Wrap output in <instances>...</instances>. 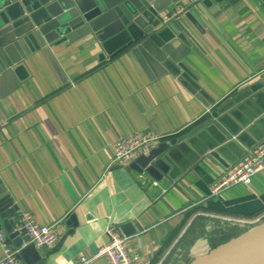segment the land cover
<instances>
[{
    "label": "crops",
    "instance_id": "obj_1",
    "mask_svg": "<svg viewBox=\"0 0 264 264\" xmlns=\"http://www.w3.org/2000/svg\"><path fill=\"white\" fill-rule=\"evenodd\" d=\"M197 13L200 27L180 17L199 55L184 58L188 71L157 75L131 52L111 59L88 36L51 47L64 80L37 52L0 85V187L17 207L9 220L21 231L29 212L59 238L34 246L37 263L18 255L24 264H109L98 255L108 226L127 237L133 264H191L251 229L224 218L264 214V172L210 193L264 141V0H223L208 17ZM134 133L183 136L163 155L158 180L110 164L112 145Z\"/></svg>",
    "mask_w": 264,
    "mask_h": 264
},
{
    "label": "water",
    "instance_id": "obj_2",
    "mask_svg": "<svg viewBox=\"0 0 264 264\" xmlns=\"http://www.w3.org/2000/svg\"><path fill=\"white\" fill-rule=\"evenodd\" d=\"M222 1L0 0V85L10 86L17 70L24 68V60L37 52L45 56L64 80L51 47L88 36H92L111 59L131 52L142 66H149L157 75L173 74L178 69L188 71L191 68L184 58L191 52L198 53L192 34L180 17L185 16L193 25L200 27L203 20L197 10L208 17ZM170 6L180 9V12L165 21L161 14ZM155 38L160 44L153 42ZM182 139L183 136L160 141L147 154L131 161L130 167L158 180L160 176L156 169L162 172L167 169L163 155ZM0 191V229L3 227L13 240L12 249H19L18 255L25 258L34 251V245L23 230H15L9 217L17 207L1 187ZM31 255L37 263V256ZM191 264H264V223L208 254L196 257Z\"/></svg>",
    "mask_w": 264,
    "mask_h": 264
},
{
    "label": "built area",
    "instance_id": "obj_3",
    "mask_svg": "<svg viewBox=\"0 0 264 264\" xmlns=\"http://www.w3.org/2000/svg\"><path fill=\"white\" fill-rule=\"evenodd\" d=\"M168 18V17H166ZM233 139H236L233 137ZM162 141V138L151 134H128L119 138L113 145V158L110 164L127 165L140 155L147 154L154 144ZM264 172V141L255 149H246L241 161L232 169L221 175L211 186L212 196L222 193L232 186L247 185L251 178ZM233 224L254 228L264 223V214L253 218H224ZM55 225L38 224L29 212H22L19 217V230H23L29 237V242L35 247L52 248L58 243V235L55 233ZM107 242L99 250L98 255L104 256L109 264H133L138 254H128L125 243L127 237L123 236L113 226H108L105 231ZM0 245L3 257L0 264H24L18 258V251L13 250L0 233ZM88 260L80 258V264Z\"/></svg>",
    "mask_w": 264,
    "mask_h": 264
},
{
    "label": "rangeland",
    "instance_id": "obj_4",
    "mask_svg": "<svg viewBox=\"0 0 264 264\" xmlns=\"http://www.w3.org/2000/svg\"><path fill=\"white\" fill-rule=\"evenodd\" d=\"M234 225H236V224H234ZM234 225H229V226H234ZM235 228V227H234ZM236 230V229H235Z\"/></svg>",
    "mask_w": 264,
    "mask_h": 264
}]
</instances>
